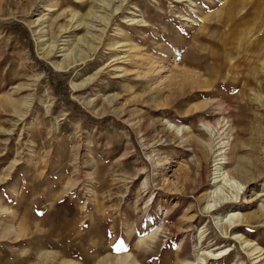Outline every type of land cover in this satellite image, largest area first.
Instances as JSON below:
<instances>
[{
    "label": "rangeland",
    "instance_id": "374dc122",
    "mask_svg": "<svg viewBox=\"0 0 264 264\" xmlns=\"http://www.w3.org/2000/svg\"><path fill=\"white\" fill-rule=\"evenodd\" d=\"M263 60L264 0H0V264H264Z\"/></svg>",
    "mask_w": 264,
    "mask_h": 264
},
{
    "label": "bare ground",
    "instance_id": "6f19581e",
    "mask_svg": "<svg viewBox=\"0 0 264 264\" xmlns=\"http://www.w3.org/2000/svg\"><path fill=\"white\" fill-rule=\"evenodd\" d=\"M259 60V59H258ZM256 67H258V69H262V73H264V60L261 63V66H258L259 63H256ZM246 93H242L239 98L243 100H245ZM258 129V128H257ZM256 130V129H255ZM257 131V130H256ZM251 159V158H250ZM252 161V159H251ZM246 163V162H245ZM221 164V163H218ZM252 164V162H251ZM254 164V162H253ZM246 165V164H245ZM244 165V166H245ZM257 166V165H256ZM242 168V166H241ZM241 168H237L235 170L236 173L240 174V175H246L247 170L245 169H241ZM245 168V167H244ZM220 169V168H219ZM219 169H217L215 171V178H214V183H215V189L213 190L211 197H212V201L208 203L207 208H212V209H216L220 206H222L225 203L228 202H232L236 199H238L240 197V194L243 192L244 188H245V183H242L241 181H239L238 179L234 178V177H230L229 174H225L226 172H221L219 171ZM248 169V168H247ZM230 189L231 192L229 193V191L227 189ZM227 190V191H226ZM235 213H231L230 215H234ZM237 214V213H236ZM229 215V216H230ZM223 217V216H222ZM220 218V217H219ZM221 220V219H220ZM229 220V218H222V224H223V230L226 232L228 229V224H226V222ZM248 221V220H247ZM219 222V221H218ZM221 222V221H220ZM230 222V221H228ZM231 225V224H230ZM212 254V253H211ZM210 254H208L209 256ZM124 258H121L120 261H118L119 264H127L124 262ZM197 261V260H196ZM205 261V258H199L197 263L196 262H190L189 264H201Z\"/></svg>",
    "mask_w": 264,
    "mask_h": 264
}]
</instances>
